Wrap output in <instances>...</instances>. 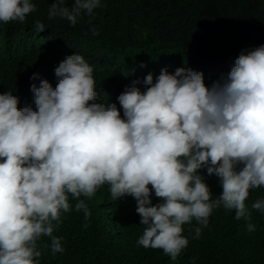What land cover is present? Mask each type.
I'll return each instance as SVG.
<instances>
[{
    "label": "clouds",
    "instance_id": "1",
    "mask_svg": "<svg viewBox=\"0 0 264 264\" xmlns=\"http://www.w3.org/2000/svg\"><path fill=\"white\" fill-rule=\"evenodd\" d=\"M100 6L53 0L47 18L76 26ZM36 10L33 0H0V22L23 24ZM30 65L19 92L0 93V264H40L43 254L75 263L95 242L91 218L111 231L130 225L109 256L117 264H131L134 243L161 264H195L218 239L217 210L264 259L254 217L264 198L253 197L264 195V44L242 50L226 74L165 68L122 83L117 100L96 91L82 53Z\"/></svg>",
    "mask_w": 264,
    "mask_h": 264
},
{
    "label": "trees",
    "instance_id": "2",
    "mask_svg": "<svg viewBox=\"0 0 264 264\" xmlns=\"http://www.w3.org/2000/svg\"><path fill=\"white\" fill-rule=\"evenodd\" d=\"M33 2L37 10L23 24L0 22V93L19 92L17 85L31 63L52 66L60 60L61 51L82 53L94 68L96 91L116 99L124 91L122 83L128 85L149 73L155 78L165 68L174 73L179 67L216 65L226 74L242 50L264 44V0H101L93 15L82 14L76 26L60 18L48 20L53 0ZM71 4L72 0H66V6ZM36 20L45 24L41 33L34 29ZM92 28L99 34L93 35ZM138 87L143 90V85ZM254 217L264 228V213ZM211 221L218 239L202 255L193 254L195 264H264L256 244L230 214L217 210ZM129 227L125 224L111 231L91 218L89 229L95 242L72 264H117L109 256L116 241L128 237ZM108 239L111 242L100 256L96 244ZM130 261L161 264L155 254L136 243ZM40 264L65 263L43 254Z\"/></svg>",
    "mask_w": 264,
    "mask_h": 264
},
{
    "label": "rangeland",
    "instance_id": "3",
    "mask_svg": "<svg viewBox=\"0 0 264 264\" xmlns=\"http://www.w3.org/2000/svg\"><path fill=\"white\" fill-rule=\"evenodd\" d=\"M54 258H57L59 260H61L62 263H68L71 259L69 257H67L66 255L64 254H60L58 256H54Z\"/></svg>",
    "mask_w": 264,
    "mask_h": 264
}]
</instances>
